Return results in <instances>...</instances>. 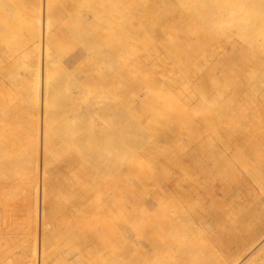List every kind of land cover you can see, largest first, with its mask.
Segmentation results:
<instances>
[{"label":"bare ground","instance_id":"bare-ground-1","mask_svg":"<svg viewBox=\"0 0 264 264\" xmlns=\"http://www.w3.org/2000/svg\"><path fill=\"white\" fill-rule=\"evenodd\" d=\"M158 2L159 21L148 22L145 38L161 43L155 27L164 31L165 18L194 32L197 42L170 40L168 61L154 53L145 67L149 55L131 58L125 38L111 33ZM248 2L256 10L241 12ZM195 3L199 9L191 11ZM230 3L218 10L202 0L6 1L12 15L4 13L0 29V176L10 175L0 180V230L22 228L34 241L38 223L39 247L37 262L29 250L0 253V264H264V0ZM241 20L249 30L243 45L230 38ZM72 35L80 37L77 48L53 67L60 62L56 51H69L62 39ZM206 39L216 40L212 48L219 51L214 64L201 67L199 42ZM190 70L199 74L178 87ZM75 72L72 86L56 94L54 88ZM133 81L138 89L132 92ZM141 89L145 99H155L145 102L155 116L141 123L148 144L141 156L156 161L164 139L166 155L172 149L174 155L170 167L142 171L133 187L127 180L126 97ZM189 98L198 104L186 111L181 101ZM55 121L62 132L52 131ZM179 128L190 133L184 143H177ZM68 134L91 149L77 154L72 172L74 154L64 157L57 147L60 135ZM70 142L76 152L80 147ZM183 144L190 145L185 156ZM57 159L65 165L63 177L92 171L69 183L72 192L87 188L92 203L89 228L77 238L74 231L63 236L52 219L56 213L43 208L48 192L60 188L51 190L46 180ZM14 190L25 200L27 217L12 214L17 208L8 195ZM69 237L75 239L61 245ZM44 240L53 245L48 252ZM5 244L0 240V251Z\"/></svg>","mask_w":264,"mask_h":264},{"label":"rangeland","instance_id":"rangeland-1","mask_svg":"<svg viewBox=\"0 0 264 264\" xmlns=\"http://www.w3.org/2000/svg\"><path fill=\"white\" fill-rule=\"evenodd\" d=\"M6 1L8 0H0V29H3L2 28L3 23L1 22V20H2V16L4 15V13L9 11V14L12 15V12L10 11V9L7 8L8 5L6 4ZM202 1H205V6H215L216 5L215 7L218 10L223 9L227 7L228 5L231 8L230 2H232V0H202ZM199 5L200 3L192 4L189 7V9L191 11L192 10L197 11L199 9ZM160 6L163 7V5L160 2H158L152 7L151 10H147L145 12H142L136 15V21L128 23V25L124 23L120 31H116L118 29V26H117L111 33L112 36H119V37L125 38L123 42L124 44H122V46L125 48V52H127L129 55L130 53H132L131 58L141 59L143 55H149V59L146 60V62L142 60L143 65H145V67L146 65L150 66L153 63L152 59H153L154 53L158 54L157 57H162V58L164 57L163 59H165L166 62L168 61V55L166 53L165 48L168 45L170 40L175 41L177 39L179 42H182V43L188 42V43H193V44L197 42L195 39L196 34L194 32L187 31L185 29V26L181 24L179 21H176L173 19L166 20L165 18L163 22H165L164 28L166 29L164 31H161L159 29V25H156L155 28L158 29L160 35L156 32L153 33L154 35H159V40L161 43L157 44L155 43V41H150L149 39L145 38L144 32L147 29L148 22H150L151 20H155V22L159 21L157 20L158 12L155 9L156 8L158 9ZM243 7L244 8L240 9L241 12H245L246 9H249L252 12L256 10V7L252 2L246 3ZM123 16H126V14L123 13ZM139 19L141 20L140 26L137 24V21ZM193 20H195V18H193ZM243 26H244V22L242 20L239 21L238 24L236 25V28H237L236 31H238V33L236 35L232 34L230 37L233 40V42H237L241 45L244 44L243 38L247 35V32L249 31L248 29L246 30V28H243ZM263 27H264V22H263ZM20 35H24V33H21ZM79 38L80 37H78L77 35H72L71 39H65V40L62 39L61 42H65L66 48H68L69 51L67 50L61 51V49L56 51L55 54L60 59V62L58 61L54 62L52 64L53 67L56 68L58 65L63 64V61L65 60V58L69 57L70 55L67 53H71L73 52V49L77 48L78 45L75 46L74 44L77 43L76 39H79ZM22 39H23V36H21L20 40ZM203 41L204 42H199L200 45H203L204 50L202 53L198 55L197 61L199 63V66L202 67L205 64L207 67L215 63L216 58H217L216 52L219 51V48H212L214 47L216 43H218L216 40L210 42L211 40L206 39ZM234 48L236 49V46H234ZM140 59H137V60H140ZM238 65L239 64H237V66ZM136 67H140V65H135V66L128 65V69H134ZM197 74H199L198 71L190 70L188 81L179 84L178 87L185 88L187 84L190 82L191 78L195 75L197 77ZM78 76H79L78 72L72 73L71 75H67L68 78L66 79V81L64 83L58 84V86L54 88L53 91L56 92V94L65 92L68 88L72 86L73 81L78 79ZM129 85L131 89H132V86L134 85L132 92L138 89L137 82L135 81H133V84H129ZM142 94L143 93L141 89V91H139V93L136 96H134L132 93V94L127 95L126 97V100H127V117H126L127 151H126V154L128 158L127 163L129 164L128 165L129 169L127 172V180L129 182V185L133 187H139V176L141 175L142 171L150 168V169H153L154 172H158L160 168H162V166L158 167V165H162L164 163H165L164 166L170 167L171 159L174 155V149H172L171 151H168L166 155L165 145L167 144V142H165V139H164L161 141L158 140L160 142L157 147H159L160 153L157 157H155L156 161L147 163L146 159H144L143 156H141V152H144L145 149L148 148V144L145 142V135H144L147 129L143 128L141 123L142 121H145V120L152 122V120L150 119V116H155L153 112L151 113L147 109L146 103H145L147 101L154 102L155 99L152 96H148L145 99L144 95ZM181 103L183 104V106H185L188 109L186 111H189V109L192 110L196 106V104H198L196 103L192 105V103H190V98L185 102L181 101ZM68 116L70 117L69 114ZM189 117L190 116H188L187 118ZM193 120L194 119L192 118V121ZM60 124L61 123L58 121L53 122L51 124L52 131L60 130L62 132ZM180 130L181 128H179L178 130L179 132L177 136V139H178L177 143H180V142L184 143L190 137V133H186L185 131H180ZM61 135L65 136L64 134H61ZM61 135L58 138V140L60 141L57 144L58 151L60 152V154L64 155V157L69 155L71 152L74 154L75 159H76L74 162L75 164L74 167L67 168V171L69 169L68 172L70 171L72 172L74 171L73 169H75L76 166L80 162L77 159L78 158L77 154L85 156L86 153H88V151H91V149L88 146V144L83 140V138L79 140L77 137H71V135L68 134V136L65 139H61ZM73 138H75V141L73 140ZM70 141H73L74 144L80 147L76 149L77 150L76 152H72L70 150V146H71ZM182 149H183V155L185 156V153L188 152V150L190 149V145L183 144ZM62 159L61 160L57 159V161L53 162L50 166L52 170L50 171V173L46 175V180L48 181L47 184H49V187L51 190L55 188L56 185L59 186L60 188L58 190H53L51 192H48V194L45 197V202L43 203V208L45 212H49V210H52L56 213L54 217L52 216V219H53V222H55V224L58 225L57 227H59L60 230L62 231L63 236H66V235L73 236L71 235V231H74L75 233L74 237L77 238L78 231H87L89 228V224H90L89 211L92 207V203H90V193L87 192V188L82 187V186H79V187L76 186L77 189L72 192L70 191L71 189H70L69 183L77 182L78 178L81 181L86 180L87 179L86 177L92 171H88V172L85 171V173L79 172L78 173L79 177L74 178V179H73V176H69V175H67L66 177H63L61 174H63L62 170L65 171V167H64L65 165ZM81 160L83 159L81 158ZM147 164L149 165L147 166ZM8 175H10V173L7 171L4 175L0 176V180H3ZM12 179L13 178L8 179L5 183L10 182ZM67 182H68V186L66 185ZM18 183H19V180L16 179V185ZM8 184H12V183H8ZM74 196L75 198L80 197V199L74 200V202H72V198ZM8 199H11L12 205L17 208V211H14L12 213L13 215L17 214L20 218L27 217V215H29V212L26 211L24 208L25 200L23 199L21 194L19 195L16 193V190H14L13 195H10V194L8 195ZM20 221H23V220L20 219ZM56 221H58V223ZM36 228L37 230L35 232L34 241L31 237L26 238L23 236L21 232L23 230L22 228H20L19 231L8 230L7 232H5V228L1 229L0 230V240L1 242L5 240L6 244L4 248L1 249L0 253H6L7 255H17L18 256L20 251L29 252V253L30 251H34L35 259L37 262L38 247H39L38 223L36 225ZM83 234H86V233H83ZM74 239L75 238L73 237L65 238L62 241L61 245L69 244ZM51 248H53V245L51 244V242H49L48 240L46 241L44 240L43 249H45L46 252H48V250H50Z\"/></svg>","mask_w":264,"mask_h":264}]
</instances>
